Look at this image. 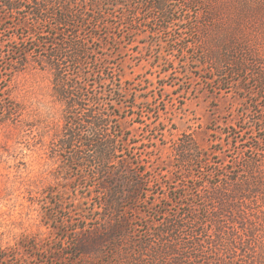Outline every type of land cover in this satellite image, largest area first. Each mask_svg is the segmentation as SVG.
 <instances>
[{
    "label": "rangeland",
    "instance_id": "1",
    "mask_svg": "<svg viewBox=\"0 0 264 264\" xmlns=\"http://www.w3.org/2000/svg\"><path fill=\"white\" fill-rule=\"evenodd\" d=\"M164 1L166 17L153 8L158 0H102L58 27L36 21L30 5L9 12L0 1V88L35 125L0 127V264H73L52 251L67 250L57 243L64 231L121 222L106 211L100 163L87 161L81 174L69 150L52 158L43 146L45 133H62L65 106L36 60L77 37L89 50L81 68L110 79L88 95L109 110L110 135L126 150L116 164L142 172L139 200L120 215L124 243L155 240L176 216L205 215L219 206L211 192L233 196L240 184L219 206V252L264 264V0ZM205 231L204 240L215 228Z\"/></svg>",
    "mask_w": 264,
    "mask_h": 264
},
{
    "label": "trees",
    "instance_id": "2",
    "mask_svg": "<svg viewBox=\"0 0 264 264\" xmlns=\"http://www.w3.org/2000/svg\"><path fill=\"white\" fill-rule=\"evenodd\" d=\"M0 1L9 12L20 13L27 7L26 4L30 5L31 15L36 17V21L54 18L58 27L68 26L71 17L83 15L87 6L99 4L102 0ZM158 1L159 4L153 8L158 9L166 17L169 13L165 1ZM74 7H80L78 12L74 13ZM55 9L59 11L56 12ZM88 51L87 45L77 37L70 42L57 43L54 50L38 56L36 60L39 66L52 75L54 93L65 106L62 133L58 132V128L53 130V126L47 123L45 128H51L54 132L45 133L51 136V143L43 142V146H48L52 158L62 156L59 153L61 149L69 150V161L77 165V170L81 174L87 161L100 163L99 168L103 177L100 180L105 186L102 198L106 199V211L116 214L121 222L100 230L79 227L72 230V233L68 230L64 231L63 237H60L57 243L64 244L68 251L64 252V249L61 251L63 253L58 249L52 251L58 252L61 259L64 254L69 255L73 264L80 262L81 264H256L253 256L247 255L246 258L242 257L241 260L236 261L234 254H230L229 250L225 255L219 252L224 239L220 234L223 235L222 232L226 227L224 221L226 211L219 206L227 205L238 192H242L240 184H235L233 196L221 190L211 192L210 200L218 203L219 206L206 210L205 215L190 217V213H187L184 216H176L165 221L163 229L158 231L155 240L132 241L128 245L124 243L126 236L130 235L129 222L124 221L120 215L132 201L139 200L142 172L139 170L127 172L121 168V165L116 164V159L120 157L118 153L123 155L126 150L120 151L117 142L110 135L109 110L100 106L99 96L94 95L90 98L88 95L89 87L99 84L107 86L110 79L108 75L102 76L104 72L100 71L97 76L95 74L90 76L81 68L82 58ZM70 67H74L76 71L71 72ZM0 93L3 97V100H0V127L13 126L17 130L25 126L35 127L34 123L27 121L24 106L13 99L8 88L4 90L0 88ZM45 134L38 136L43 138ZM92 150V154L87 155L86 151ZM251 162L257 165L256 159H251ZM260 185L256 178L255 193L260 192ZM209 226L215 228L213 237L204 240V233L207 232L205 230ZM6 259V256L3 258L0 256V260Z\"/></svg>",
    "mask_w": 264,
    "mask_h": 264
}]
</instances>
